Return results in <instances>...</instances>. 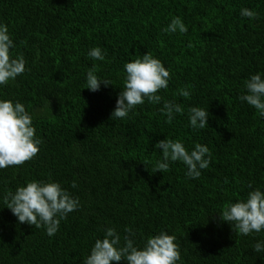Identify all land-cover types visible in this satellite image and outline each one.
Masks as SVG:
<instances>
[{
    "label": "trees",
    "instance_id": "trees-1",
    "mask_svg": "<svg viewBox=\"0 0 264 264\" xmlns=\"http://www.w3.org/2000/svg\"><path fill=\"white\" fill-rule=\"evenodd\" d=\"M243 8L259 18L242 16ZM174 17L186 33L164 31ZM0 23L12 56L26 60L23 74L0 85V100L24 104L42 141L31 161L0 169V264H83L110 227L121 244L130 227L141 248L161 231L174 235L176 264H264V250L253 249L264 231L243 235L220 218L226 204L264 192V117L240 99L251 75L264 79V0H0ZM94 47L103 61L87 55ZM147 53L170 72L162 101L145 98L126 118L111 119L124 64ZM93 64L112 85L86 88ZM181 88L190 97L178 95ZM164 101L184 110L171 123ZM193 106L209 113L204 129L190 126ZM165 139L189 151L206 145L209 167L197 179L181 161L154 172ZM32 180L57 182L79 198L53 236L19 223L4 203Z\"/></svg>",
    "mask_w": 264,
    "mask_h": 264
},
{
    "label": "clouds",
    "instance_id": "clouds-1",
    "mask_svg": "<svg viewBox=\"0 0 264 264\" xmlns=\"http://www.w3.org/2000/svg\"><path fill=\"white\" fill-rule=\"evenodd\" d=\"M241 15L250 19L259 18L257 12L248 8L241 9ZM164 31L186 33L188 29L179 17H174ZM14 47L8 26L0 23V85H7L26 70L23 55L15 58L12 56L10 49ZM87 55L93 60L105 59L99 47L90 49ZM124 70L126 76L123 90L118 94L111 119L126 118L136 106L144 104L145 98L149 103L159 104L163 98L157 93L168 87L171 78L161 60L154 58L151 53L126 62ZM97 71L95 64L87 71L86 88L92 92L99 91L101 84L105 87L112 85L110 80L98 78ZM244 83L247 94L240 96V99L264 117V79L257 73ZM178 95L188 98L190 92L187 88H181ZM160 111L167 116V122L171 123L174 114L182 115L184 110L174 101H164ZM208 117V111L201 107L193 106L189 109V123L193 128L204 129ZM41 143L36 137L32 115L26 111L24 104L0 100V169L21 166L31 161L39 153ZM156 148L162 150V160L156 162L154 172H167L170 161H181L188 169L186 175L197 179L201 176V170L207 169L211 161L209 148L200 143H196L193 150L189 151L181 140L165 139L158 141ZM71 186L77 187L76 182L73 181ZM3 200L19 223H27L36 228L43 226L49 236L57 233L61 220L80 207L79 198H74L59 183L52 181L26 182V186H18L15 192L8 191ZM220 218L243 235L264 231V192L254 189L248 192L246 199L226 204ZM124 231L126 234L121 244V236L117 231L107 228L103 238L96 239L83 264H119L122 259L127 264H176L181 259L174 235L161 231L155 236H149L141 248L135 245L133 230L126 227ZM253 249L257 253L264 250V242L258 241Z\"/></svg>",
    "mask_w": 264,
    "mask_h": 264
}]
</instances>
